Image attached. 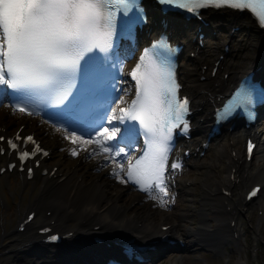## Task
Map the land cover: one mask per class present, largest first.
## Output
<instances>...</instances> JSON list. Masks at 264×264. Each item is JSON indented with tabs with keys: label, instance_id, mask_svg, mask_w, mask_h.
Wrapping results in <instances>:
<instances>
[{
	"label": "snow or ice",
	"instance_id": "obj_1",
	"mask_svg": "<svg viewBox=\"0 0 264 264\" xmlns=\"http://www.w3.org/2000/svg\"><path fill=\"white\" fill-rule=\"evenodd\" d=\"M159 3L194 15L208 7L248 11L264 27V0H159ZM133 8L137 9L136 15L130 17ZM121 13L125 24L142 18L136 0H0V91L14 101L13 113L38 115L42 107H54L69 119L94 124V134H89L88 139L68 128L57 131L89 156L110 161L114 165L112 175L121 183L137 185L151 199L158 200L160 207H166V173L173 135L176 129L182 128L185 133L189 129L186 119L189 100L179 95L180 85L172 62L175 50L162 38L151 49L144 50L131 70L135 81L133 99L127 101L117 94L107 107L95 103L104 90L92 86L90 70L94 63L113 52ZM111 91L115 93L116 88L113 86ZM253 103V91L241 87L224 106L223 116L238 109L246 111ZM140 135L144 137L145 148L138 158L125 152V147L131 150V143L113 147L118 137L129 141ZM19 139L17 134L16 140ZM24 142L35 144L31 136ZM7 143L13 150L18 149L13 140ZM252 149L249 142L250 158ZM40 151L36 145L31 153L21 151L19 159L24 161ZM70 153L78 155V148L72 147ZM170 167L175 170L182 166L172 163ZM154 191L157 195H153Z\"/></svg>",
	"mask_w": 264,
	"mask_h": 264
},
{
	"label": "bare ground",
	"instance_id": "obj_2",
	"mask_svg": "<svg viewBox=\"0 0 264 264\" xmlns=\"http://www.w3.org/2000/svg\"><path fill=\"white\" fill-rule=\"evenodd\" d=\"M205 22H207L206 27L196 22L193 29L200 27L205 31H214V45L210 46L203 40V44L200 46L197 40L191 41L188 38L191 35V30L185 27L181 30L173 29L172 39L183 45V59H186L188 52L193 53L190 60L192 66L181 65L180 67L183 92L192 98L191 107L194 110L193 126L195 133L185 148L189 149L188 159H194L195 170L202 169L199 177V184L201 185L200 207L195 210L198 221L186 228L187 235L193 238L188 247L201 244L217 252L223 251V247L228 243L239 246L238 237L242 235L234 225L231 226V222L252 206L253 200L248 202L244 200L247 187L252 183L259 182L263 189L259 191L258 196L263 195L264 141L258 144V150L253 159L254 163L251 162L252 158L250 161L244 160V152L237 148V145L244 141L245 136L255 138L263 135V121L258 119L248 127H243L236 122L233 129H222L219 133L214 134L210 138V142H215L212 158L200 162L198 158L202 148L197 151L195 149L203 141L204 134L208 132L210 125L213 124V117H211L213 105L220 94L222 95L230 88L235 78L243 70H256V68L264 78V34L253 30L257 29L253 21L243 13L236 15L231 11L223 14L208 11ZM218 24L228 30L234 26L248 27L255 31L257 39L253 42L252 40L244 42L241 39L239 44L235 46V50L231 44L227 47V51L221 50L220 47L231 41V36L228 32L226 37H222L219 34L222 28L220 25L217 28ZM209 52L215 53V55H210ZM252 52L253 56L248 59L250 61L248 67H239L234 63V60H244L243 53ZM219 55H222V58L218 61L215 74L211 75V67ZM225 75H227L226 78ZM125 93H127V88L123 87L120 96L126 98ZM5 112L4 110L1 113L2 117L9 118L10 115ZM33 125L39 126L43 132L47 131L53 135L52 147L49 146V148L70 152L72 147H76L71 142L64 143L61 139L62 136L53 134L48 126L35 123ZM48 133L47 135H49ZM0 135H3L2 131H0ZM88 147H93V145ZM79 151L81 150L78 149V156L82 155ZM13 160V155L9 156L6 152L0 156V168L6 167V164ZM84 163L90 170H94L93 174L89 173V179H86L85 175L81 173L78 174V170L82 166L80 160L69 169L57 167V170L52 172V168L44 159L40 162L39 167L33 170L32 178L29 180H27L25 172L19 173L13 170L9 173L5 170L0 174V182L2 180L7 182V179L13 175L19 176L24 185L40 183L38 194L30 200L27 208L37 213L38 220H34L37 218L35 217L26 225L22 233L14 231L11 234L12 237H16L12 243L16 246H22L13 251L11 249L8 253L14 252L22 255V258L26 260L25 264H81L86 260L101 257L94 254H105L100 245L93 244L96 237L105 241L129 236L136 240L154 242L164 234L170 236L180 234L177 230V221H184L189 218L186 213L183 211L175 213L173 210H164L158 206L154 207L157 208L155 211L142 208V211L137 210L128 213L130 209L124 208L126 201L131 200L133 203L137 202L142 206L146 199L137 193H128L129 188L124 189V186L123 188L119 186V192L111 197V189L114 187V182L118 180L111 176L112 167L108 164L101 166L94 159ZM179 185V190H183V195L190 197L191 181L189 183L187 180L179 182ZM187 201L188 203L191 202L189 198ZM71 221L73 224H68ZM162 225L169 227L167 231L161 230ZM43 227H51L62 234L69 233L72 235L66 239L61 247L55 246L54 250L49 251L40 245L41 236L37 232ZM151 262L152 260L146 264H151ZM177 262V259L168 261L169 264H178Z\"/></svg>",
	"mask_w": 264,
	"mask_h": 264
},
{
	"label": "rangeland",
	"instance_id": "obj_3",
	"mask_svg": "<svg viewBox=\"0 0 264 264\" xmlns=\"http://www.w3.org/2000/svg\"><path fill=\"white\" fill-rule=\"evenodd\" d=\"M222 28L219 34L222 37H226L227 33L230 32L231 41L220 47L221 50H224V47L231 46L234 47L239 44L242 39L245 41L256 40L255 31L249 29L248 27H230L228 30L224 28L221 24L217 25V28ZM205 32V31H204ZM207 35L202 39L205 43L210 46L214 45L215 40L213 39L214 31H207ZM234 35V39H233ZM192 37L191 35L188 38ZM250 39V40H249ZM233 40V41H232ZM234 40H236L234 42ZM243 43V42H242ZM210 55H215V53L209 52ZM242 56L244 60H234L235 64L239 67H248L249 60L253 56L252 53H243ZM193 57L192 53H187L186 59L183 57L180 60L181 65H187L188 67L192 66L190 63L191 58ZM215 58V57H213ZM210 61V59H209ZM1 118V111H0ZM5 124H9V122H15L14 116L11 115L9 118H5ZM34 123H24L23 129L21 130L25 133L29 128H32V131L36 135V137L41 141L43 146L49 148L52 144V140H54L53 135L50 133L43 132L39 126H34ZM1 127V126H0ZM2 128V127H1ZM14 129L12 130V132ZM11 133V132H8ZM242 145H237V148L242 152ZM52 147V146H51ZM215 142L212 141L209 143L208 148L205 150V153L201 155L198 160L204 161L205 159L212 158ZM50 154L48 155L46 161L49 167L54 166V168H66L76 165V163L80 160L82 166L78 170V174L85 175L86 179H89V173L93 174L94 170H90L86 167L84 162L89 161L87 157H74L69 153L63 150H55L49 148ZM256 153L252 157V163H254V157ZM194 159L190 158L185 161L186 165L180 173L179 179L175 181L176 187L173 189L176 193V200L170 210H173L175 213L183 211L188 215L189 218L184 221H179L178 219V228L181 237L187 243L186 247L182 251H169L162 253L161 256L155 258L151 264H169L168 261H172L174 259L178 260V264H264V192L258 196L257 199L253 200L251 203V207L243 214H239L237 219L233 222L234 227L240 231L239 233L242 235L238 237L239 246L233 245V243H228L223 247V251L213 250L209 247L203 246L201 244H195L191 248L188 245L193 241V238L189 237L186 233V228L190 225L196 224L198 218L195 216V210H197L199 206L200 200V191L201 185L199 184V177L202 173L201 170H195L193 166ZM197 172V173H196ZM220 172V171H219ZM222 174V172H220ZM212 178V176H209ZM189 183L191 181V186L189 188V196L186 197L183 195V190H179L180 185L179 182L186 181ZM73 181V180H72ZM194 181V182H193ZM119 186L123 188V184L118 179L117 182H114V187L111 189V197H114L116 193L119 192ZM40 183L36 185L32 184H23L19 176L11 175L7 182L2 180L0 182V264H25L26 260L22 258V255L15 254L14 252L8 253L9 250H16L21 246H16L12 241L16 239V237H12L11 234L16 230L17 222L23 217L25 211L29 206L30 200H32L39 192ZM127 188V187H125ZM124 188V189H125ZM177 188V190H176ZM263 189V186H262ZM128 193L135 194L131 189L128 190ZM187 198L191 200L188 203ZM261 200V202H260ZM242 201V197H241ZM257 203V204H256ZM260 203V204H259ZM140 206L137 202L133 203L131 200L126 201L124 204V208L130 209L128 213L133 211H142L143 209H150L151 211H155L154 207H151L149 203H142ZM261 205V206H260ZM259 207V208H258ZM143 208V209H142ZM260 209V210H259ZM166 210V209H165ZM21 213V214H20ZM49 213L47 212V215ZM157 216V215H156ZM35 220H38V216L36 213ZM157 218V217H156ZM160 222V221H159ZM158 222V224H159ZM68 224H73V222H68ZM213 224V223H212ZM242 232V233H241ZM235 237V236H234ZM231 242V240H230ZM204 247V248H203ZM53 248H51L52 250Z\"/></svg>",
	"mask_w": 264,
	"mask_h": 264
},
{
	"label": "trees",
	"instance_id": "obj_4",
	"mask_svg": "<svg viewBox=\"0 0 264 264\" xmlns=\"http://www.w3.org/2000/svg\"><path fill=\"white\" fill-rule=\"evenodd\" d=\"M20 121H26L24 118H19Z\"/></svg>",
	"mask_w": 264,
	"mask_h": 264
}]
</instances>
